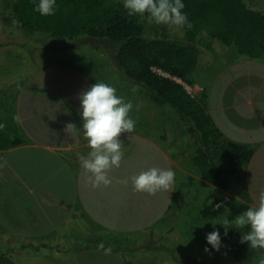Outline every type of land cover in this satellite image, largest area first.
Here are the masks:
<instances>
[{"label":"crops","instance_id":"1","mask_svg":"<svg viewBox=\"0 0 264 264\" xmlns=\"http://www.w3.org/2000/svg\"><path fill=\"white\" fill-rule=\"evenodd\" d=\"M13 29L19 32L0 38V123L6 125L0 130V243L10 244L12 264H259L264 249L240 242L247 227L229 225L225 235L213 224L254 207L264 190V77L251 83L245 74L230 75L240 68L264 72V57H219L218 67L204 68L202 91L192 96L225 140L253 150L239 176L221 173L222 184H213L195 161L200 138L175 108L132 90V81L112 66L95 71V50L106 57L95 38L39 43L24 32L35 30ZM96 82L133 103L136 125L120 137L124 155L108 173L111 185L92 188L79 161L90 149L78 96ZM219 82L233 85L229 101ZM68 123L77 125L71 135L64 131ZM151 167L175 172L168 192L133 191L130 178ZM214 230L219 251L206 240ZM235 252L247 261H237Z\"/></svg>","mask_w":264,"mask_h":264},{"label":"trees","instance_id":"2","mask_svg":"<svg viewBox=\"0 0 264 264\" xmlns=\"http://www.w3.org/2000/svg\"><path fill=\"white\" fill-rule=\"evenodd\" d=\"M37 2L14 0L10 20L26 30L49 33L57 40L91 37L118 43L115 58L123 74L140 85L154 103L175 108L189 122L191 132L199 136L201 146L195 161L203 178L222 184L221 173L239 176L253 150L225 140L202 100L153 69L192 84L191 75L205 65L206 57L225 47L233 46L239 55L250 59L263 57L264 9L255 7L254 0H182V11L191 28L156 25L147 15L129 16L123 0H56L55 14L50 16L34 11ZM202 31L212 38L210 49L197 41ZM208 214L206 208L203 216ZM234 255L237 261H247L236 252ZM0 263L12 264L4 255Z\"/></svg>","mask_w":264,"mask_h":264},{"label":"clouds","instance_id":"3","mask_svg":"<svg viewBox=\"0 0 264 264\" xmlns=\"http://www.w3.org/2000/svg\"><path fill=\"white\" fill-rule=\"evenodd\" d=\"M123 8L129 16L147 15L150 22L156 25L174 26L177 28H191L182 0H123ZM56 0H38L34 11L42 16L54 15ZM80 100V115L82 119L83 138L90 149L87 156L80 155L79 161L92 188L111 185L112 180L108 173L113 168H119L123 159V142L120 137L124 133L134 131L136 121L129 113L133 109L131 101H125L117 95L116 89L104 82H96L82 91ZM137 109L139 105L136 106ZM6 127L0 123V130ZM69 135L77 131L75 123H68L64 129ZM133 191L155 195L160 191L168 192L174 181L175 172L171 169L151 167L132 176ZM213 224V223H212ZM220 224L225 228V235L229 225L236 229L247 227L249 230L242 233L241 243H248L249 247L264 249V190L259 193L258 202L248 208L232 221L227 217L213 224ZM206 240L213 249L221 248V236L218 230L206 235ZM205 251H209L205 248ZM264 264V258L259 260Z\"/></svg>","mask_w":264,"mask_h":264},{"label":"rangeland","instance_id":"4","mask_svg":"<svg viewBox=\"0 0 264 264\" xmlns=\"http://www.w3.org/2000/svg\"><path fill=\"white\" fill-rule=\"evenodd\" d=\"M13 3H14V0H0V38H2V37L4 38V36H5L4 33H6L8 30L13 31L14 33L19 32L18 29H13V28L18 27L20 24H17V23L10 20L11 16H12V5H13ZM254 5L258 9H260V8L264 9V0H254ZM24 32L30 38L36 37V40L39 43H41V41H43L44 43H46L48 41H50V42L56 41L55 38L51 37V35L49 33H46V32L36 31L35 34H28V32L26 33V31H24ZM87 38H89V37H81V38H78V39L73 40V41L86 42ZM73 41H68V42H73ZM197 41L201 47H204L205 49L211 48L212 38L208 35V33L206 31L201 32V34L197 38ZM101 47L106 48V51H104V54H105L104 56H106V57H102L103 51L98 52L95 50V71L98 70L100 72V71H103L106 67L112 66L116 70H118V72L120 74H123V72L119 69L116 58H115V51L119 47V44L112 42V41H109L107 39L95 38V48H101ZM222 56H226L229 62H232L235 56L246 58V56H244V55L243 56L239 55L237 53V50L233 46L225 47L224 50L219 51V52H213L212 56L208 55L206 57L205 65L203 67H201L200 69L196 70L191 75L190 79H191L192 84H188L186 82L180 81L181 82L180 84H182L184 86L185 90L191 96H193L195 94V92H197V91H202L200 85L202 82H204L206 80L205 76H204L205 73H203L204 68L209 69L212 66L218 67L217 65H218L219 60H220L219 57H222ZM263 57H264V55H263ZM103 58H105V59L103 60ZM223 62H222V64L226 63V62H224V63ZM216 69H218V68H216ZM153 70L162 76H166L165 74H168V73H165V72H163L157 68H154ZM236 70H238L237 73L234 74L235 71H233V72H231L230 75L236 76V75H240V74L241 75L245 74L247 76V78L249 77L251 83H253L256 80L258 81V77H260V75H261V77H264L263 76L264 72H262L263 69H260V67L252 69V70H246L245 68H240V69H236ZM225 85H227V84H225ZM225 85H222V83L219 82V83H217L216 88H219V86H221L223 88ZM232 87H233V85H231L228 89L227 88L225 89V87L222 89V93H224V91H225V94H226V95L224 94L225 95L224 97H226L225 100L229 101L232 98V95H231L233 92ZM132 90L144 91V89L140 85L134 83L133 81H132ZM157 105L158 106H168L165 104H158V103H157ZM227 197H228L227 201H229L232 198L230 196H227ZM197 228H198L197 230H201L200 227H197ZM9 245L10 244H6V243H2V242L0 243V256L4 255L6 257L8 255L5 250L9 249V247H10ZM7 246H9V247H7ZM196 246L197 245H195V248H196ZM9 261L12 263L13 259L12 260L9 259Z\"/></svg>","mask_w":264,"mask_h":264},{"label":"built area","instance_id":"5","mask_svg":"<svg viewBox=\"0 0 264 264\" xmlns=\"http://www.w3.org/2000/svg\"><path fill=\"white\" fill-rule=\"evenodd\" d=\"M165 75H166L165 77H169V78L175 80L176 82L181 83V82H180V81H181L180 79H178V78H176V77H173V76H170L169 74H165Z\"/></svg>","mask_w":264,"mask_h":264}]
</instances>
